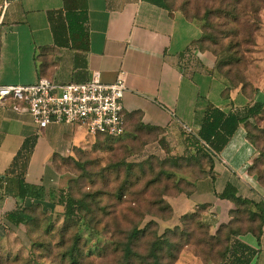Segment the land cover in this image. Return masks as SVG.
Listing matches in <instances>:
<instances>
[{
	"label": "crops",
	"instance_id": "1",
	"mask_svg": "<svg viewBox=\"0 0 264 264\" xmlns=\"http://www.w3.org/2000/svg\"><path fill=\"white\" fill-rule=\"evenodd\" d=\"M76 17L84 18L78 26ZM201 37L200 27L180 11L147 0H69L66 7L63 0H0V86H32L41 79L80 85L93 73L109 85L122 73L126 136L152 129L165 156L177 152L178 157L201 158L192 137L199 139L211 109L242 117L246 107L258 102L230 90L216 57L198 47ZM87 138L74 126L38 129L21 103L0 107L1 244L30 245L26 226L7 215L33 209L61 212L58 195L64 185L54 160ZM204 153L211 163L201 167L191 190L168 199L169 224L179 225L195 214L211 236L239 218L244 226L248 214L236 217V206L219 199L229 185L237 198L254 205L249 212L258 216L260 234L257 238L245 230L232 236L228 264L244 259L264 264V183L251 171L258 153L245 127L240 124L216 155ZM18 179L29 188L23 199L17 197Z\"/></svg>",
	"mask_w": 264,
	"mask_h": 264
},
{
	"label": "rangeland",
	"instance_id": "2",
	"mask_svg": "<svg viewBox=\"0 0 264 264\" xmlns=\"http://www.w3.org/2000/svg\"><path fill=\"white\" fill-rule=\"evenodd\" d=\"M228 1L220 7L213 0L166 3L198 25L209 13L203 21L210 39L203 47L217 57L230 89L264 104V0ZM230 13L238 16L236 23L217 19ZM247 132L258 153L254 172L264 176V108ZM125 133L87 135L55 159L64 188L77 201L73 218L47 211L32 229L31 247L0 243V264H225V237H209L196 217L176 226L168 222V199L190 191L206 164L178 159L174 151L166 157L156 147L155 132L141 130L134 138Z\"/></svg>",
	"mask_w": 264,
	"mask_h": 264
},
{
	"label": "built area",
	"instance_id": "3",
	"mask_svg": "<svg viewBox=\"0 0 264 264\" xmlns=\"http://www.w3.org/2000/svg\"><path fill=\"white\" fill-rule=\"evenodd\" d=\"M126 90L122 73L109 85L101 83L99 73L80 85L41 79L32 86H0V107L6 102L23 104L38 129L68 125L91 137L119 138L125 133L122 101ZM14 109L20 110L19 106Z\"/></svg>",
	"mask_w": 264,
	"mask_h": 264
},
{
	"label": "trees",
	"instance_id": "4",
	"mask_svg": "<svg viewBox=\"0 0 264 264\" xmlns=\"http://www.w3.org/2000/svg\"><path fill=\"white\" fill-rule=\"evenodd\" d=\"M63 1H64V5L66 7L69 0H63ZM147 1L150 2L151 4L155 5V6H158L160 8H163V9L171 11L168 8V6H167V3H166L167 0H147ZM210 1H212V0H210ZM213 1H214V3H217L218 1H220V3L218 4V7H220L222 5V1H225V0H213ZM235 1L238 2V0H235ZM227 2H229V1L227 0ZM213 12L214 13H220V10L216 9ZM181 13L185 16V18L188 21H191V22H193V23L198 25L199 22L196 23V21L191 20L190 18H188V16L185 15L183 12H181ZM208 16H209V13H206L205 17L203 19H200L201 23H203V24L202 25H198L200 27L201 31H202V37L198 41V47L200 49H202V50H206V51L211 53V51L208 48H204L203 47L204 42L207 41L208 38H209L208 34L204 31V29L206 28V24H207V22H204V21L207 19ZM217 19L229 20L232 23H236L237 20H238V16L230 13V14H226L224 16V19L221 18V15H217ZM83 20H84L83 17H76V19L73 20V22H74V24L76 26H78V24L83 22ZM70 26H72V21H71V25ZM216 59H217V57H216ZM219 66H220V63L217 60V70L218 71H219ZM219 73H220V71H219ZM223 76L227 80V76H225V75H223ZM227 83H228V81H227ZM230 90H238V91H240L242 93L241 89H237L236 87L233 88V89L231 88ZM263 108H264V104L263 103H261V102H253L251 106H248V107L245 108L244 115L242 117H239V116L234 115V114H228L226 116L225 114L221 113L218 110L211 109L207 113V116H206V118L203 121L202 128H201V130L199 132V139L197 140V139H194L192 137V139H193L192 141L194 143L198 144L199 145L198 147H200L199 148L200 150L197 151V154H200L199 156H201V158L206 161L204 163L207 166L210 165V163H211L209 157L207 156V154L204 153V151L207 152V153L211 152V153L216 155L224 147V145L227 143V141L230 138V136L234 133L235 129L240 124H242L245 127L246 134H247V139L252 144V142L249 140V137H248L247 127L250 124L251 119H253L256 116H259L261 114ZM141 130H143V129H139V131H141ZM139 131H137V133ZM144 131L155 132L152 129H147V130L145 129ZM125 132H126V125H125ZM99 136L107 137V136H102V135H99ZM200 142H201V144H199ZM166 157H168V156H166ZM177 158L178 159H186V158H183V157H177ZM194 158L195 157H192V158L188 157L187 160H193V161L200 160L202 162V159L200 157L195 158V159ZM253 165H254V163H253ZM253 165L251 167V171L252 172H254ZM56 170H57V168H56ZM254 173L257 175L259 180L262 183H264V176L261 173H259V172L258 173L254 172ZM1 179H3V178H1ZM17 185H18L17 197L19 199H23L26 196H28L29 188L24 184L22 179H18L17 180ZM181 193H186V192L182 191L179 194H181ZM219 199L231 201L236 206V208L238 210L236 213H234V215L236 217H238L240 214L241 215L244 214V213L248 214L249 219H247V221L245 222L244 226H240L241 225L240 224L241 218H239V219L231 222L228 225L220 227V229L214 235L211 236L209 234V232H208V229L205 228L201 224L199 218L195 214H191L189 216L183 217L181 219V221H180V224L183 221H185L186 218L196 217L198 222L206 230V232H207L209 237H211V238L225 237V239L229 243V248H228L227 254H226L227 259L225 261V264H228L229 261H230V254H231V251H232V244L230 242L231 239H232V236H236L240 232H243L245 230H249V231H252L253 233H255L256 237L259 238L260 227L258 225V219H257L258 216H257V218L254 217V216H251V214L249 212V210L252 207H254V205L252 203L246 201V200H242L240 198H237L235 189L233 187L227 185L225 187L224 191L222 192V194L219 195ZM58 203L61 206V212L60 213H56V214L59 215L58 217L61 216V218L63 220L64 219L73 218L74 210H75L76 205H77V201L68 195V192H67V190L65 188L62 189L60 191L59 195H58ZM168 208H169V210L171 212V208H170L169 205H168ZM43 215H46V214L41 212V211H39V210H37V209H33V211H31L30 213H24V212L23 213H18V212L11 213V214L7 215V219H9L12 223H14L16 225L22 224V225L26 226L27 235H28V239H29V242H30L29 247H31L32 244H33V239H32L33 236L31 234L32 233V229L35 226H37V220ZM139 232L140 231H137L138 234H139ZM129 251L130 250L128 249L127 252H129ZM154 252H156V251H154ZM153 257H154V259H158V256L155 253L153 254ZM232 264H234V263H232ZM235 264H247V260L246 259H244L242 261L239 260Z\"/></svg>",
	"mask_w": 264,
	"mask_h": 264
}]
</instances>
